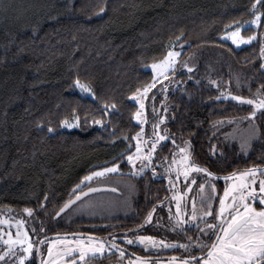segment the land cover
Masks as SVG:
<instances>
[{
  "label": "trees",
  "instance_id": "1",
  "mask_svg": "<svg viewBox=\"0 0 264 264\" xmlns=\"http://www.w3.org/2000/svg\"><path fill=\"white\" fill-rule=\"evenodd\" d=\"M253 2L106 0L105 12L97 14L105 0H0V211L36 209L47 195L48 213L37 212V219H32L38 229L39 221L44 222L41 238H48L47 243L61 232L104 231L100 228L103 220L64 223V215L56 218L51 209L71 199L77 185L79 191L88 188L82 185L85 176L120 157L122 172L117 175L131 177L137 187L134 214L147 215L153 207L163 214L165 202L171 200L164 174L155 177L146 170L142 177L130 175V165L120 154H126L141 127L131 115L138 105L129 102L130 94L151 79L154 73L145 65L162 58L170 44H183L181 57L195 61L188 80L173 95L175 118H170L166 127L175 134L176 143L182 145L177 138L181 133L185 138L192 133L193 155L218 178L253 164L264 165V139H255L249 151L229 139L225 142L218 133V138L212 139L214 121L243 117L251 108L231 98L210 99L219 95L211 81L216 80L225 91L230 87L245 96L264 84V61L257 55L264 46V27L244 28L243 35L255 31L259 38L241 47L223 38L230 21L251 19ZM77 74L82 80L90 79L95 96L70 87ZM113 100L119 113H104V102ZM74 109L81 116L79 126L62 128L60 122L65 117L71 120ZM85 113L104 118L105 124L86 122ZM40 120L50 122L56 131L42 130L37 126ZM260 128L264 132V123ZM229 129L224 125L220 132ZM210 141L223 147L224 160L213 159L208 151ZM172 149L168 142L162 154L170 155ZM216 183L221 194L225 181L216 179ZM150 200L155 204L150 205ZM217 210L213 208V215ZM199 226H204L203 222ZM189 231L190 226L184 231L177 228L178 248Z\"/></svg>",
  "mask_w": 264,
  "mask_h": 264
},
{
  "label": "snow or ice",
  "instance_id": "2",
  "mask_svg": "<svg viewBox=\"0 0 264 264\" xmlns=\"http://www.w3.org/2000/svg\"><path fill=\"white\" fill-rule=\"evenodd\" d=\"M107 3L97 7V14L105 12ZM264 0H254L251 5V19L246 21L232 20L228 25H225L223 36L229 39L235 46L239 47L245 44H251L258 39L257 32H252L250 35H243L242 29L251 27L253 25L264 27ZM231 29V30H228ZM33 31H38L34 28ZM181 35H183L181 33ZM180 37H177L179 40ZM179 47L181 50L177 51ZM21 46V51H23ZM183 44H170L160 59H154L150 65H145V69L152 71L154 75L147 82L142 84L136 90L132 91L129 97V102L138 105L135 108L134 120L140 125L149 123L147 110L145 108V99L147 93L156 86L160 80L171 82L169 77L175 78L176 73L180 70H187L189 74L192 72V67L186 60L180 59L182 55ZM259 59L264 61V46H260L257 53ZM261 70H264V63H261ZM195 81V77H191ZM199 83L198 81H195ZM177 84L186 83L183 80H177ZM211 83L216 86L219 95L214 99L220 101L222 99L231 98L240 104H246L251 110L242 118L236 117H222L213 122L212 127L215 129L212 139H217V133L223 137L224 141L228 139H239L242 150L247 151L251 148L252 141L261 138L264 139V132H261L260 124L264 123V84L260 85L256 92L245 96L235 94L230 90L225 91L216 80ZM230 86V81L226 82ZM237 85L240 84V78L236 76ZM70 87H78L82 93L95 96L93 86L90 79L85 77L81 79L77 74ZM167 83L161 84L158 91L165 92ZM153 119L150 122V132L145 133L144 128L135 133L134 142H130L129 149L126 154L121 153L125 157V162L130 165L129 174H135L142 177L146 170H150L152 176L160 175L157 168H163L164 173L167 174L169 183L171 185L173 179L184 180L187 183L185 187L191 190V185L196 183L195 176L203 174L205 183L198 185L199 189L203 190L207 183L211 189L215 185L211 180L216 178L217 174L209 169L206 165L200 164L192 152V137L190 133L187 138L181 135L177 137L181 140L182 145L176 143L175 134L165 126L161 129V125H166L170 118H175L174 112H169L168 106L165 104L162 113L157 112L155 107V96L151 97ZM164 104L163 101H161ZM74 116L72 122H69L68 117H65L60 123L67 128L79 126L81 116L74 109ZM102 111L104 113L112 112L113 115L119 113L117 103L105 101ZM83 119L87 122L90 120L92 124L104 125V118H93L85 113ZM259 120V123L257 122ZM243 122L244 126H241ZM109 124H111V117H109ZM228 125L231 128L230 132H220V128ZM235 125V127H233ZM37 126L42 130L47 129V132L54 133L56 128L50 122L46 123L40 120ZM117 129L113 126V135ZM122 139L128 140L129 137L123 136ZM164 142V143H161ZM171 142L175 151L170 155L165 156L162 150L167 143ZM211 143V141H210ZM158 147L161 149V154L157 155ZM135 149L132 151V149ZM209 153L213 159L224 160L226 154L223 147H217L216 144L211 143ZM264 159V156L261 157ZM120 157L114 158L110 167L99 168L95 172L83 178V181H89L93 177H102L106 174L117 173L120 168ZM138 165V166H137ZM231 179V184L224 189V198L220 199L219 210L216 215H213L210 202H205L203 197L201 199L200 209L198 211L195 200L192 201L190 219H185L186 209L181 207V197H176L175 207V221L173 231L179 228L181 231L185 230L188 225L199 231L198 236H187L186 242L179 245L185 250L196 253L180 257H171L172 264H264V165H251L244 170H237L233 173L224 176L227 182ZM258 181V184H257ZM80 185L76 186L71 199L64 202L58 209L53 207L51 214L60 216L73 205L75 201H81L82 197H86L88 193L96 192L97 189L89 187L87 192L79 191ZM231 196V203L226 204L225 200ZM49 198L47 195L43 197V202L38 203L36 209L25 208L23 211L28 214L33 220H36V213H48ZM164 203V201H159ZM259 203V208L254 205ZM93 206L94 205H90ZM207 209L204 211L203 209ZM148 212L143 218L142 223L134 225L133 228L127 229L120 237L128 244H140L146 249H174L178 246L177 241H169L161 239L153 235H138L144 230V226L150 224L153 218V212ZM171 213V207H169ZM227 213V216L225 215ZM202 218V220L200 219ZM209 219L213 221L209 223ZM218 221V222H217ZM203 222L204 227L199 228V224ZM15 225V235H13L12 226ZM26 221L24 219H6L0 217V225H6L9 231L3 233L7 239L0 237V264H87L86 258H94L97 255L112 254L114 251H119L121 257L125 256V249L122 244L116 242L117 237L110 235V238H98L91 234L87 239L63 240L59 241L61 248L53 252V245L58 243L57 240H52L50 244L47 243V238H41L44 232L43 221H39V229L35 225L25 227ZM31 232L35 234L36 241L33 242ZM167 227V226H165ZM2 232V228H0ZM207 236V241L202 240V237ZM215 237L213 239L212 237ZM47 244V247H42ZM131 264V262H130ZM135 264H149L144 257H137Z\"/></svg>",
  "mask_w": 264,
  "mask_h": 264
},
{
  "label": "rangeland",
  "instance_id": "3",
  "mask_svg": "<svg viewBox=\"0 0 264 264\" xmlns=\"http://www.w3.org/2000/svg\"><path fill=\"white\" fill-rule=\"evenodd\" d=\"M255 26V25H253ZM257 27V26H255ZM243 30V29H242ZM243 34V33H242ZM258 34V32H257ZM223 38H225L223 36ZM259 38V34H258ZM227 39V38H225ZM229 40V39H227ZM230 41V40H229ZM231 42V41H230ZM234 45V44H233ZM246 45V44H245ZM235 46V45H234ZM243 46V45H241ZM239 46V47H241ZM237 47V46H236ZM177 51H180L176 49ZM182 60H186L189 63V67H192L194 65L195 61L192 57H180ZM152 63V62H151ZM151 63L147 64L150 65ZM189 73L187 70H180L176 73L175 78L169 77V80L171 82L165 81V80H160L154 88H152L148 93H147V98L145 99V108L147 110V115H148V121L149 123H146L144 125H141V127L144 128L145 133L150 132V122L153 119V113H152V101L151 97L155 96V107L157 109V112L163 111L164 105L166 104L168 106L169 112L172 111V105L174 104V97L173 95L177 91V89L180 86H183L184 83L177 84V80H183L186 81L189 78ZM167 83V89L165 92L158 91L160 89L161 84ZM161 101L164 102V104L161 103ZM242 118V117H237ZM169 121V120H168ZM167 121V122H168ZM69 122H72V119L69 120ZM166 125H161V129H163ZM258 122V121H257ZM241 126L243 127L244 124L241 122ZM78 126H74L72 128H67L66 126L62 125V128L64 129H73ZM235 127V125H233ZM231 128L229 129L230 132ZM230 141H233L237 143L240 147V140L237 139H229ZM254 141V140H253ZM252 141V143H253ZM164 143V142H161ZM178 144V143H177ZM183 146V145H181ZM241 148V147H240ZM161 149L158 147L157 149V155H160ZM248 149L247 151H249ZM175 149H172L171 152H174ZM244 151V150H243ZM169 154H166L165 156H168ZM138 166V165H137ZM110 167V166H107ZM105 168V167H103ZM97 171V170H95ZM93 171V172H95ZM157 171L161 174H164L166 179L168 180L167 174L164 173L163 168H157ZM120 172H122L121 168H119V171L117 173H111V174H106L102 177H93L89 181H83V184H87L89 187H96V186H111L116 189H118V192L115 191H101L97 193L90 194L83 198L81 201L77 202L75 205H73L67 212L64 214L63 222L64 223H71L73 221L77 220H95V219H108L112 217H117L120 215H132L134 212V202H135V195H136V184L135 181L131 177H126V176H121L117 175ZM136 176L135 174H132ZM138 177V176H136ZM196 183L191 185V190L185 187V184L187 183L184 180H176L173 179L171 185L168 180V185L171 191V200L169 202V207H171V213L170 214V219L173 220V224L175 221V207H176V197H181L180 203L181 207L186 209L185 213V219H190V214H191V205L192 201L195 200L198 211L200 209V204H201V199L203 197L205 202H210L211 208L213 210L214 207L218 209L217 204L219 205L220 199L224 198V189L228 187L231 184V179H229L227 182L224 180V178H214L211 180V183L215 185L214 189H211L208 184H205V188L203 190L199 189L198 185L200 183H205L203 179V174L195 176ZM216 179H222L225 181V186L221 190V194L219 192V189L216 186ZM258 184V181H257ZM88 187V188H89ZM226 204L231 203V196L225 200ZM90 205H94L90 206ZM255 206V205H254ZM168 207V209H169ZM256 207V206H255ZM167 209V211H168ZM24 209L15 210V209H5L0 211V217L6 218V219H24L26 221L25 227H28L29 225H33L32 218L28 216L27 213L23 211ZM206 211L207 209H203ZM219 210V209H218ZM217 210V212H218ZM202 220V218H200ZM188 226V225H186ZM185 226V227H186ZM0 228H2V232H0V237L3 239H7L6 236L3 235V233H6L9 231V228L6 225H0ZM12 231L13 235H15V225L13 224L12 226ZM29 232L32 237L35 236L34 233L31 232V227H29ZM79 239H86V238H79ZM51 239L48 244L51 243ZM58 242L63 241V240H75L72 238H63V239H56ZM3 246L0 245V248ZM53 247H56V245H53Z\"/></svg>",
  "mask_w": 264,
  "mask_h": 264
},
{
  "label": "flooded vegetation",
  "instance_id": "4",
  "mask_svg": "<svg viewBox=\"0 0 264 264\" xmlns=\"http://www.w3.org/2000/svg\"><path fill=\"white\" fill-rule=\"evenodd\" d=\"M157 177V176H155ZM169 201L165 202V208H162V213L160 214L161 210L157 209L155 213L153 212V218L150 224H147L144 226V230L140 233H137L138 235H153L156 237H159L161 239H167L169 241H176V231H173V220L170 219V211L168 209L169 207ZM150 205H154L155 201L150 200L148 202ZM144 201L141 202L140 206H143ZM218 209L219 205L217 204ZM255 206L259 208L261 205L259 203H256ZM168 209V211H167ZM227 216V213L225 214ZM146 215L144 213L140 214H133L132 215H120L117 217H112L108 219H100L103 220L102 226L100 228H103L104 231L98 230H89V231H72V232H61L60 234L56 235L57 239L59 238H72V239H79V238H86L89 236V234L98 237V238H104L105 240L110 238V235H115L117 237L116 242L119 244H122L125 249V256L121 257L119 254V251H114L112 254H108L107 252L102 255H97L94 258H86L87 264H135L137 257H144L148 260L149 264H172L171 257L176 256H184V255H195L196 253L190 252L188 250H185L183 248H174V249H146L140 244H128L124 242L120 237L125 233L127 229H131L134 227V225L140 224L143 221V218ZM104 223V224H103ZM167 226V227H165ZM204 226H199V228H203ZM186 235L187 236H198L200 235L199 231L191 227V231L188 233H185L183 235V238L186 242ZM45 238V237H44ZM215 239V237H212ZM208 237L204 236L202 237V240L207 241ZM48 240V238H47ZM46 248V247H44ZM61 248L60 243L58 242L56 244V247H53L54 254L58 249ZM59 264V262H57ZM83 264V262H82Z\"/></svg>",
  "mask_w": 264,
  "mask_h": 264
},
{
  "label": "water",
  "instance_id": "5",
  "mask_svg": "<svg viewBox=\"0 0 264 264\" xmlns=\"http://www.w3.org/2000/svg\"><path fill=\"white\" fill-rule=\"evenodd\" d=\"M227 99H228V98H227ZM91 188H95V189H97V191H96V192H93V193H97V192H101V191H115V192H118V189H116V188H114V187H111V186H104V185H101V186H96V187H91ZM87 189H88V188H86V189H84V190H82V191H83V192H87ZM93 193H88V195L93 194ZM88 195H87V196H88ZM72 198H73V197H72ZM83 198H85V197H82L81 200H82ZM77 202H79V201H75L73 205H75ZM73 205H70L69 209H70ZM69 209H65V212H64V213H61L60 216H58V217L55 216V217H56V218L61 217V216L64 215V214L67 212V210H69Z\"/></svg>",
  "mask_w": 264,
  "mask_h": 264
}]
</instances>
